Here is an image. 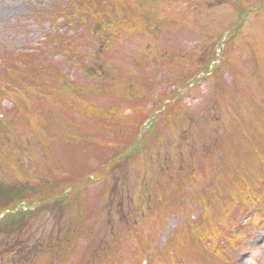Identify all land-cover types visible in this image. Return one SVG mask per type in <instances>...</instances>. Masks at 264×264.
Returning <instances> with one entry per match:
<instances>
[{"label": "rangeland", "instance_id": "1", "mask_svg": "<svg viewBox=\"0 0 264 264\" xmlns=\"http://www.w3.org/2000/svg\"><path fill=\"white\" fill-rule=\"evenodd\" d=\"M18 201L0 264H264V0H0Z\"/></svg>", "mask_w": 264, "mask_h": 264}]
</instances>
